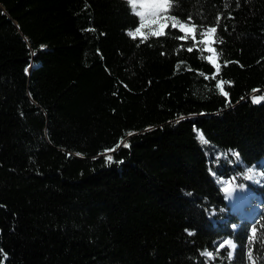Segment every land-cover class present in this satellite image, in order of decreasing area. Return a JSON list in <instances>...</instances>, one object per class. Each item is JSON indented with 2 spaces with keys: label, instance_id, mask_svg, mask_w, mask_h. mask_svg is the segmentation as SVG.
<instances>
[{
  "label": "trees",
  "instance_id": "1",
  "mask_svg": "<svg viewBox=\"0 0 264 264\" xmlns=\"http://www.w3.org/2000/svg\"><path fill=\"white\" fill-rule=\"evenodd\" d=\"M168 15L197 33L221 17L227 98L178 30L130 38L126 0H0V264H250L249 248L264 264V180L235 183L259 196L254 218L230 211L196 135L264 173V0Z\"/></svg>",
  "mask_w": 264,
  "mask_h": 264
},
{
  "label": "snow or ice",
  "instance_id": "2",
  "mask_svg": "<svg viewBox=\"0 0 264 264\" xmlns=\"http://www.w3.org/2000/svg\"><path fill=\"white\" fill-rule=\"evenodd\" d=\"M128 5L130 6V9L132 13L139 18L138 25L135 27L134 30H131L127 33V35L132 38L133 40L140 39V42H145L149 36L154 37H161L164 36L165 30L170 26L174 30H178L180 35H177L176 38L180 41L184 42L181 44V48L184 47V45L187 43V41L191 40L192 43L190 46H187L186 50L188 52L197 51L198 54H200V58L204 59L207 63L213 66L214 68V74L211 76V79L217 80V76L221 71V64L218 62L220 60V53L217 52V49L215 45L217 43H222L223 41H217L214 36L217 32V29L220 25V19L221 17L217 16L215 25L214 26H208V27H202L199 30V33H197L196 29L197 26L192 23L191 17L186 18V22H181L177 17L175 16H169L168 10L171 7V0H126ZM145 10H150L148 12V19L145 18ZM148 26V31L144 32L142 29H144ZM207 53V55H205ZM230 63V61H223V66L227 67V65ZM179 68V64L176 66ZM191 71V69H188ZM201 76H205L203 72L199 73ZM209 77L205 76V79H208ZM231 85L230 81H224L223 79H218L216 83V87L221 95L224 97H228V92L225 91V85ZM253 93L260 91L259 89H253ZM251 100L253 103H261L264 101V94L256 96L252 95ZM129 135H132V133H128ZM198 139L202 144H207L208 141L204 137L203 133H198ZM123 144V141H121ZM120 144L117 145L119 147ZM124 147H128L129 145L123 144ZM106 151H115V149H110ZM234 156H236L237 159H239V153H233ZM107 160L111 161L112 157L107 156ZM254 175H257V173L254 172L253 168L247 169V173L244 176L245 179H253ZM259 175L264 176V173H259ZM231 182H229L230 184ZM223 191L225 193H230V187L226 186L223 188ZM257 229L256 227H253L251 229V235L249 236V245H251L253 242L257 240ZM189 235H192V233H189ZM260 242L264 243V236L260 237ZM227 247L230 249L227 253V257L231 259L233 251L236 247L235 243L232 240H224L222 241L217 248V253L220 249H224ZM201 255L208 257L209 259H214V255L211 252H202ZM248 258L250 261V264H255V261L252 257V251L251 248H249L248 251Z\"/></svg>",
  "mask_w": 264,
  "mask_h": 264
},
{
  "label": "rangeland",
  "instance_id": "3",
  "mask_svg": "<svg viewBox=\"0 0 264 264\" xmlns=\"http://www.w3.org/2000/svg\"><path fill=\"white\" fill-rule=\"evenodd\" d=\"M149 11L150 10H145L146 20L148 19ZM142 31L147 32L148 26L146 25V27L142 29ZM198 133L201 132L199 130H196L197 138H198ZM123 144L120 143V145ZM200 144L209 153L212 175L215 177L218 184L222 187V190L226 186L230 187V193H225L223 191V193L225 194L226 202H228L231 205L230 211H234V213H236L237 215L254 218V216L261 208L260 204L257 202L259 200V196L254 194L250 189H246V193L243 192L241 188L236 184H238V182L242 180V181H246L247 183H250L251 185L261 186L264 180L263 176L259 175V173H262L261 168L256 165L249 167L245 166L239 161V159L236 158V156L233 155V153H236L233 150L219 149L211 145L209 142L207 144H202L200 142ZM111 153L112 151L104 152L106 156H110ZM263 162H264V158L259 161V164H262ZM238 166L240 168H238ZM249 168H253L254 172L257 173V175H254L253 179L251 180L244 178V176L247 173V169ZM229 182L231 183L229 184ZM232 185L234 186L235 189L232 187ZM213 215L214 212H211L210 218H212ZM226 239L231 240L230 238L226 237L221 239L219 241V244ZM229 250L230 249H228V251ZM207 252H211V251H207Z\"/></svg>",
  "mask_w": 264,
  "mask_h": 264
},
{
  "label": "water",
  "instance_id": "4",
  "mask_svg": "<svg viewBox=\"0 0 264 264\" xmlns=\"http://www.w3.org/2000/svg\"><path fill=\"white\" fill-rule=\"evenodd\" d=\"M28 71V73H29V70H27ZM252 95H256V96H259L260 94L259 93H257V92H255V93H253ZM252 95H251V97H252ZM252 101V100H251ZM253 103V102H252ZM254 104H259V103H254Z\"/></svg>",
  "mask_w": 264,
  "mask_h": 264
}]
</instances>
